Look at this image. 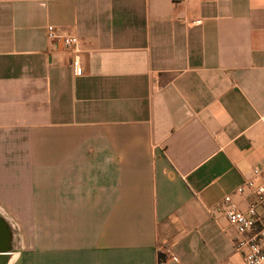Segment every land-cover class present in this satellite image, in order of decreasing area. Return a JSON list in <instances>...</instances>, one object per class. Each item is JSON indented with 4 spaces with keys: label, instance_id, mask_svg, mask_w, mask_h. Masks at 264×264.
Masks as SVG:
<instances>
[{
    "label": "crops",
    "instance_id": "0c3cea01",
    "mask_svg": "<svg viewBox=\"0 0 264 264\" xmlns=\"http://www.w3.org/2000/svg\"><path fill=\"white\" fill-rule=\"evenodd\" d=\"M254 170L264 0H0L8 264H244Z\"/></svg>",
    "mask_w": 264,
    "mask_h": 264
},
{
    "label": "built area",
    "instance_id": "2783aa9c",
    "mask_svg": "<svg viewBox=\"0 0 264 264\" xmlns=\"http://www.w3.org/2000/svg\"><path fill=\"white\" fill-rule=\"evenodd\" d=\"M183 2L185 0H174ZM50 40L62 38L63 45L73 54L72 65L76 74L82 72L80 60V42L69 34L58 35L52 27L47 29ZM257 170L253 171V178L247 179L236 188L237 194L249 191L251 202L245 211L239 210L233 204L231 197L226 196L222 203V212L228 224L236 231L238 239L234 242L237 251L246 249L244 264H264V182L257 183L259 176ZM159 253L169 255L168 250H160Z\"/></svg>",
    "mask_w": 264,
    "mask_h": 264
},
{
    "label": "water",
    "instance_id": "95a60500",
    "mask_svg": "<svg viewBox=\"0 0 264 264\" xmlns=\"http://www.w3.org/2000/svg\"><path fill=\"white\" fill-rule=\"evenodd\" d=\"M5 225L7 224H3L0 221V264H8L12 257L5 253H10L14 250L13 247L8 246L7 244L9 241L7 238L8 230Z\"/></svg>",
    "mask_w": 264,
    "mask_h": 264
}]
</instances>
